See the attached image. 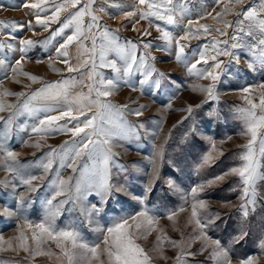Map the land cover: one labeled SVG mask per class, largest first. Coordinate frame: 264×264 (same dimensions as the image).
<instances>
[{
    "label": "snow or ice",
    "instance_id": "snow-or-ice-1",
    "mask_svg": "<svg viewBox=\"0 0 264 264\" xmlns=\"http://www.w3.org/2000/svg\"><path fill=\"white\" fill-rule=\"evenodd\" d=\"M187 2L188 0H22L19 6L10 5L14 9L21 7L29 10L27 14L34 17L35 26L45 31H48L52 24H59L60 27L43 42L32 38H20L18 47L12 43L5 44L4 33H0V52L7 48L9 51L19 53L14 63L9 62L6 55L0 56V67L6 70L5 78H8L7 71H10L11 78L18 84L21 83L18 77H26L31 83H41L43 77L26 71L24 63L31 59L28 54L33 48L48 45L55 47V52L48 51L47 55L52 71L63 73L66 70L68 73L86 75L90 83L87 85V94L81 93L69 98L68 85L74 81V77L71 80L44 82L41 87L30 92H12L4 88L0 81V113L9 112L7 118L0 116V121H4L5 124L3 136L0 137V167L13 178L11 181L5 178L0 184L4 187L11 186L14 193L18 185L26 186L29 192L37 191L40 185L33 182L53 172L57 160L59 168H71L78 174L73 183L72 177L65 179L60 171L55 170L54 176L49 179V184L55 192L46 201V214L43 220L34 223L24 218L23 225L17 226L19 234L5 242L7 249L0 250L10 249L17 253L23 251L32 257L38 255L51 257L54 253L43 248L45 242L51 240L60 249L61 255H57V259H65L67 264H154V258L149 255V250L138 243V240L141 238L146 240L155 231L158 234L152 251L157 252L159 259L167 261L169 257L164 255V247L166 244L170 245L177 250L174 264H189L187 257L194 258L206 252L214 264H262L264 222L261 223L256 241L259 255L240 257L235 249L244 244L251 235L249 217L256 211L258 183L264 181L262 170L264 84L258 86V91L251 87L238 89L244 94L242 98L246 105L237 108L239 118L243 121V130L239 135L246 138V143L238 146L241 149L238 153V159L241 161L239 165L192 187L189 192H184L171 178L166 181L170 190L182 194L181 206L166 213V218L174 227L177 216L185 212L186 206L190 203L191 212L187 223L194 224L195 227L187 239L182 235L181 240H171L163 228L157 227L160 217L151 214L147 207H142L134 215L120 217L106 229L97 228L96 231L101 233L102 240L95 244L85 242L75 228L58 229L55 224L56 217L61 214V208L65 204H71L72 208L80 206L81 213L91 225L93 217L99 216L101 208L96 204L86 203L90 195L99 197L100 203L104 204L117 193H123L143 205L147 195L153 191L156 181L160 179V167L164 157L162 148L157 151V158L151 161V178L145 185L143 196L133 195L125 183L116 184L112 180V167L116 163L115 157L119 155L114 152V148L122 146L119 141L131 142L138 135V129H145L143 123L133 124L127 121L124 112L140 117L148 105L139 104L135 108L129 104L116 105L108 100V97L119 91L122 86L129 87L133 92L140 91L143 95L146 85L151 83L152 87L159 89L162 80H170L169 74L156 68L158 58L153 54V48L157 52L172 56L177 64L184 67L189 76L209 81L207 85L198 84L193 87V91L205 94L202 104L208 100H219L218 84L223 77L230 74L233 64L239 66L241 63L237 49H245L249 53L250 59L245 60V63L250 71L264 70V0H248L247 8L242 7L245 0H228L220 11H216L215 6H219L223 0H212L214 5L212 10H202L195 21L191 18L192 12ZM4 7L0 0V8ZM237 7H240L239 11H236ZM109 9L116 11L110 12ZM65 13L67 15L61 20ZM230 14L235 15L236 20L226 19ZM104 15L113 19L117 16L122 17L128 23L121 26L127 27L131 24L132 30L139 33L140 39L137 41L126 39L121 42L120 29H112L106 23H102ZM207 18L215 20L222 27L214 28L212 25L199 23L200 20ZM141 21H147V27L137 28ZM9 27L12 31L8 32L7 36L13 40L17 39L15 31H23L25 27L35 35V27L31 20L27 24L0 21V28ZM153 28L159 34L155 39L162 41V44H154L151 40L144 39L152 35ZM229 28H232L233 32L228 39H210L213 32L222 37L228 36ZM66 30H70V34H66ZM177 32L182 34L177 35ZM57 36L64 37L63 42L58 46L51 45V40ZM201 37L207 42L191 52L186 51L190 48L192 39ZM73 45L77 49L75 64L72 63L69 54V49ZM113 53L116 58H110V54ZM220 57L228 59L222 60ZM53 60L64 64L65 69L55 67ZM42 62H44L42 59H36V63ZM102 69H110L113 75L105 76ZM136 74L142 77L138 81V87L132 81ZM25 87L30 88V85ZM9 96H15L17 102L9 103L5 99ZM61 98L63 103H60ZM52 102L59 106H49ZM131 103L137 102L133 100ZM202 104L188 105L181 109L186 111L188 116L178 123L192 116ZM167 108L171 109V102ZM53 112L58 114H51ZM24 114L36 119L37 122L31 126V133L37 134L39 140L32 144L22 141L23 146L39 149L42 147L39 141L49 135L71 136L70 140L64 141L59 147H49V151L37 164L43 175H32L23 171L24 166L18 160L19 154L6 144L16 117ZM192 131L196 132L195 127ZM204 139L210 143L211 150L202 156L197 164L198 169L211 166L216 159L225 154L222 146L226 140L217 142L211 136H205ZM226 139L230 140L231 136ZM80 161L84 162L79 163ZM229 176L238 178L240 182L241 204L238 210L241 219L234 234L222 243L220 239L210 237L207 232V229L221 219V215L219 213L208 215L207 202L200 196L206 187L221 183ZM57 197L64 199L54 205L53 201ZM17 199L21 205L30 201V197L23 193L19 194ZM0 215L12 217L16 213L5 208ZM25 229L30 230V235ZM13 239L17 242L15 245ZM0 242H3L2 236ZM196 242H199L200 246L194 251L192 245Z\"/></svg>",
    "mask_w": 264,
    "mask_h": 264
},
{
    "label": "rangeland",
    "instance_id": "rangeland-1",
    "mask_svg": "<svg viewBox=\"0 0 264 264\" xmlns=\"http://www.w3.org/2000/svg\"><path fill=\"white\" fill-rule=\"evenodd\" d=\"M2 2L5 7L0 8V21H17L27 24L31 20L35 27V35L27 27L23 31H15L14 35L17 38L15 40L7 36V33L12 31L10 27L8 29L0 28V33H4L3 41L5 44L12 43L18 47V39L20 38H32L43 42L48 40L51 33L60 27L59 24H52L51 28L45 31L43 28L35 26L34 17L27 14L29 10L21 7L15 9L10 7V5L19 6L22 0H2ZM227 2L228 0H223L219 6H215L216 11H220ZM187 6L192 12L191 18L195 21L197 15L202 10L211 11L214 5L212 0H188ZM248 6L249 2L245 0V4L242 7L247 8ZM239 10L240 7H237L236 11ZM109 11L114 12L116 10L109 9ZM65 15L67 14L65 13L61 16V20L64 19ZM213 15H215L214 12ZM226 19L234 21L236 20V16L230 14ZM102 23H106L112 29L119 28L121 42L126 39H132L133 41L140 39L139 33L132 30L131 24H128L127 27L121 26L128 22L124 21L120 16L113 19L110 16L104 15ZM199 23H206L212 25L214 28L222 27L221 24H218L211 18L200 20ZM145 27H147V21H141L137 25L139 29ZM227 31L228 36L224 37L213 32L210 39H228L232 35L233 29L229 28ZM151 33L150 37H145L144 39L151 40L154 44L163 43L155 39L159 34L154 28L151 29ZM66 34H70V30H66ZM179 34L182 33L177 32V35ZM63 39L64 37L57 36L51 40V45L58 46L59 43L63 42ZM206 42V39L203 37L192 39L190 41L191 46L186 51L191 52ZM88 43L90 44V42ZM48 51L54 53L55 47L45 45L44 47L38 46L33 48L28 54L31 59L24 63L26 71L43 77L41 83H31L26 77H18L21 81L18 84L11 78L10 71H7L8 78H5L6 70L0 67L2 86L12 92H30L41 87L44 82H55L62 79L71 80L74 77V81H71L68 85L69 98L81 93L87 94V85L90 83L87 76L68 73L66 70L63 73L52 71L49 68V61L47 60ZM236 51L241 57V63L239 66L233 64L230 74L227 77H223L221 83L218 84L219 100H208L202 104V101L205 100V94L200 91H193V87L198 84L207 85L209 81L189 76L184 67L177 64L172 56L157 52L153 48L152 52L158 58L155 64L156 68L169 74L170 80H162L159 89L152 87L151 83L146 85L145 94L143 95L140 91L133 92L129 87L122 86L119 91L114 92L108 97V100L116 105L129 104L132 108L137 107L139 104L148 105L144 114L140 117H136L127 111L124 112V117L127 121L133 124L143 123L145 129H138V135L131 142L127 140L119 141V144L122 146L114 148V152L119 155L115 157L116 163L112 167V180L116 184L125 183L133 195L143 196L145 185L151 178V161L157 158L156 153L162 148L164 157L160 167V179L156 181L153 191L147 195L143 205L139 201L132 199L131 196L124 195L123 193H117L104 204L100 203L99 197L90 195L86 203L88 205L96 204L101 208L99 216L93 217L91 225L88 223L86 216L81 213L79 205L72 208L71 204H65L61 208V214L55 219L56 227L58 229L75 228L81 233L85 242L95 244L102 240L101 233L96 231L97 228L102 227L106 229L120 217L134 215L142 207H147L151 214L160 217L157 227L163 228L171 240H181L182 235L183 238L187 239L195 227L194 224L187 223V218L191 212L190 203L186 206L187 210L177 216V222L174 227L173 223L166 218V213L181 206L183 203L182 194L170 190L167 187L166 181L171 178L184 192H189L192 187L222 174L231 167L239 165L241 161L238 159V153L241 149L238 146L245 144L246 138L239 135L243 130V121L239 118L237 108L246 105L242 98L244 94L238 91V89L251 87L258 91V86L264 84V70L250 71L245 63V60L250 59L247 50L237 49ZM69 54L72 58V63L75 64V57L77 55L75 45L70 47ZM4 55L8 57L11 63H14L15 59L19 57L18 52L9 51L7 48L3 52H0V56ZM37 58L42 59L44 62L36 63ZM110 58H116L115 54H110ZM220 59L227 60L228 57H220ZM52 62L55 64V67L65 69V65L58 60H53ZM101 71L107 77L113 75L110 69H102ZM141 78L139 74L132 77V81L137 84V87L138 81ZM25 85H30V88H26ZM5 99L9 103L15 104L17 102L15 96H9ZM133 100L137 103L132 104L131 101ZM169 102H171V109L167 108ZM60 103H63L62 98ZM197 104H202V106L196 109L188 119H183L182 123H178L182 118L188 116V113L181 109H185L188 105L195 106ZM49 106L58 107L59 105L52 102ZM51 114L57 115L58 113L53 112ZM8 115V111L0 113V116L5 118ZM36 122L34 117H30L27 114L17 116L6 144L19 154L18 160L24 166L23 171L39 176L43 175V172L41 168L37 167V164L44 154L49 151V147L57 148L64 141L70 140L71 136L70 134L49 135L46 139L39 141L42 145L39 149L23 146L22 141L32 144L39 140L37 134L31 133V126ZM174 125L175 127H173ZM193 127H195L196 132L192 131ZM4 128V121H0V137L3 136ZM205 136H211L217 142L222 139L226 140V143L222 146L225 154L216 159L215 163L211 166L198 169L197 164L200 162L202 156L211 150L210 143L204 139ZM228 136H231L230 140L226 139ZM218 146H220L219 143ZM83 162L80 161L79 163ZM116 165L122 167H117ZM53 168V172L44 176L43 179L33 182L35 185H40L38 190L34 192H29L26 186L18 185L14 193L11 186L4 187L0 184V212L8 208L16 213L12 217L0 215V236L3 237V242H0V249H7V243L5 242L19 234L17 226L23 225L24 218L34 223H39L43 220L46 214V201L55 192V189L49 184V179L54 176L55 170L60 171L63 178L72 177V182H75L78 174L74 173L71 168H59L58 160ZM5 178L10 181L13 179L9 173H6L0 167V181L5 180ZM258 192L256 211L249 217L251 235L244 244L235 249L240 257L259 255L256 241L261 223L264 222V181L258 183ZM21 193L30 197V201L24 205H21L17 199V196ZM240 195V182L238 178L232 176L227 177L221 183L206 187L201 193L200 198L204 199L208 205L206 213L208 215H215L217 213L221 215V219L214 226L207 229L208 235L213 239H220L224 243L234 234L241 219V213L238 210L241 204ZM61 199H64V197H57L53 201V204L55 205ZM25 231L30 235V230L25 229ZM157 234L154 231L146 240L143 238L139 239L138 243L146 250H149V255L154 258V264H174L177 250L170 245L166 244L164 247V255L169 257L167 261L159 259L157 252L152 251L156 244ZM16 243L13 239V244L15 245ZM199 246V242H196L192 245V250L195 251ZM43 248L50 250L54 255L51 257L46 255L32 257L23 251L17 253L10 249L0 250V264H67L65 259H57V255L61 254L60 249L56 247L54 241L47 240ZM187 260L189 264H214V261L208 257L207 252L194 258L187 257ZM262 264H264V257H262Z\"/></svg>",
    "mask_w": 264,
    "mask_h": 264
}]
</instances>
